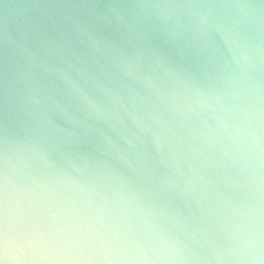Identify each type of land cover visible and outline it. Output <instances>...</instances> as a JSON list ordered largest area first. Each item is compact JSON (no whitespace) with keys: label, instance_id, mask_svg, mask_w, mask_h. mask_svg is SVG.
<instances>
[{"label":"clouds","instance_id":"9594fccd","mask_svg":"<svg viewBox=\"0 0 264 264\" xmlns=\"http://www.w3.org/2000/svg\"><path fill=\"white\" fill-rule=\"evenodd\" d=\"M0 264H264V0H0Z\"/></svg>","mask_w":264,"mask_h":264}]
</instances>
